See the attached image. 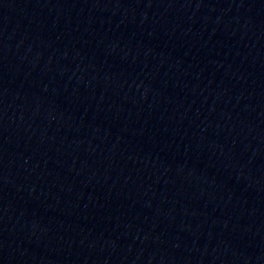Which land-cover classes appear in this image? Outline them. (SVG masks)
<instances>
[{"label": "water", "instance_id": "1", "mask_svg": "<svg viewBox=\"0 0 264 264\" xmlns=\"http://www.w3.org/2000/svg\"><path fill=\"white\" fill-rule=\"evenodd\" d=\"M0 264H264V0H0Z\"/></svg>", "mask_w": 264, "mask_h": 264}]
</instances>
